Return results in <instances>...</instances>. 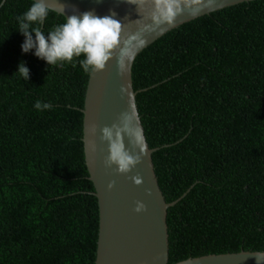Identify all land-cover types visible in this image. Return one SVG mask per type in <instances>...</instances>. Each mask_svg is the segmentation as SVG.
<instances>
[{
	"label": "trees",
	"instance_id": "obj_1",
	"mask_svg": "<svg viewBox=\"0 0 264 264\" xmlns=\"http://www.w3.org/2000/svg\"><path fill=\"white\" fill-rule=\"evenodd\" d=\"M30 6L0 0V264H93L79 112L89 72L83 55L49 66L22 51L17 17ZM61 23L48 13L39 27ZM132 90L148 148H164L151 157L163 199L183 194L166 209L167 259L264 252V0L153 41L133 61Z\"/></svg>",
	"mask_w": 264,
	"mask_h": 264
},
{
	"label": "water",
	"instance_id": "obj_2",
	"mask_svg": "<svg viewBox=\"0 0 264 264\" xmlns=\"http://www.w3.org/2000/svg\"><path fill=\"white\" fill-rule=\"evenodd\" d=\"M253 1L257 0H180V11L169 22L159 16L155 0H143L142 4L133 0H44L49 14L62 22L72 14L92 11L98 16L114 13L113 18L122 24L112 58L103 70L88 73L79 110L82 163L97 212L93 264H264V252L248 251L167 259L166 209L183 194L169 203L163 199L151 157L164 148H148L132 90V64L146 46L195 18ZM105 127L111 130V139L104 137ZM113 144L138 157L126 173L107 162ZM133 177L141 178L142 183L137 185ZM139 205L143 207L137 211Z\"/></svg>",
	"mask_w": 264,
	"mask_h": 264
},
{
	"label": "clouds",
	"instance_id": "obj_3",
	"mask_svg": "<svg viewBox=\"0 0 264 264\" xmlns=\"http://www.w3.org/2000/svg\"><path fill=\"white\" fill-rule=\"evenodd\" d=\"M133 2L142 4L143 0ZM198 2L199 0H192V3ZM155 4L159 16L169 22L180 11V0H155ZM48 13L49 8L44 0H35L23 15L17 17L19 32L25 37L21 45L22 51L27 53L34 49L35 56L46 61L49 66L70 62L74 56L83 55L84 59L80 64L85 72L103 70L120 43L122 24L113 18L115 14L98 16L92 11L72 14L46 35L39 25L47 18ZM153 18L157 19L155 15ZM33 24L37 26L33 27ZM14 74H19L25 80L29 79V69L23 62H20L18 71ZM34 107L40 110L47 109L50 105L42 104L38 100ZM102 131L106 139H111L109 128L105 127ZM110 151L107 162L117 164L121 173L128 172L138 162V157L134 158L122 149L118 150L115 144ZM133 180L137 185L142 183L139 177H133ZM142 207L143 205H139L137 211Z\"/></svg>",
	"mask_w": 264,
	"mask_h": 264
}]
</instances>
